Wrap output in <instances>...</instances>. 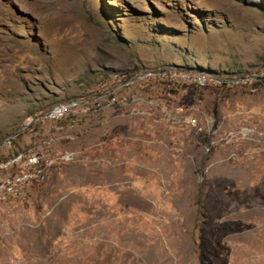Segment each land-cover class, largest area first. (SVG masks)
Masks as SVG:
<instances>
[{"label":"rangeland","instance_id":"obj_1","mask_svg":"<svg viewBox=\"0 0 264 264\" xmlns=\"http://www.w3.org/2000/svg\"><path fill=\"white\" fill-rule=\"evenodd\" d=\"M80 98L0 148L46 164L0 264H264V0H0V144Z\"/></svg>","mask_w":264,"mask_h":264},{"label":"built area","instance_id":"obj_2","mask_svg":"<svg viewBox=\"0 0 264 264\" xmlns=\"http://www.w3.org/2000/svg\"><path fill=\"white\" fill-rule=\"evenodd\" d=\"M161 74V72H146L144 77L154 78ZM170 76L175 80L196 86H204L214 80V78L198 74L190 75L185 71H173ZM247 79L248 77L236 78L233 82L239 84L245 80L247 81ZM132 83V80L125 81L126 86ZM99 108L100 104L94 98L91 101L86 98H80L57 103L42 113L24 117L18 129L1 142L0 148L4 146L7 150H11L13 141L22 133H33L46 123L57 122L67 117L76 119L80 116H87L90 113L97 112ZM39 145L42 146V144ZM39 145L36 146L37 150H41ZM45 165L43 164L42 156L38 152L36 154L26 151L16 152L0 160V202L17 196L21 189L31 182L43 181L45 178Z\"/></svg>","mask_w":264,"mask_h":264}]
</instances>
